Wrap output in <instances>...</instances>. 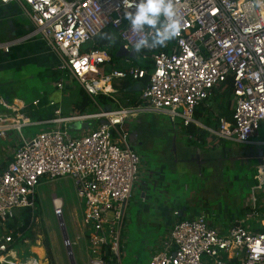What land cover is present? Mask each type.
Instances as JSON below:
<instances>
[{"label": "built area", "instance_id": "2783aa9c", "mask_svg": "<svg viewBox=\"0 0 264 264\" xmlns=\"http://www.w3.org/2000/svg\"><path fill=\"white\" fill-rule=\"evenodd\" d=\"M0 3L16 4L32 24L28 35L1 42L0 50L8 54L23 39L38 36L57 60L56 69L66 73L54 82L55 87L78 85L97 109L64 115L57 102L49 101L52 116L32 122L23 100L4 105L0 137L15 131L19 142L9 164L0 169V264L27 260L16 263L13 255L16 242L27 244L21 227L14 223L16 212L28 211L33 221L37 187L63 176L74 180L83 202L81 233L89 264H122L121 234L140 162L129 140L127 125L132 118L159 114L173 128L187 131L195 125L215 141L239 144L251 143L264 125V0H173L181 30L160 48L150 44L138 52L135 43L148 33L133 31L124 19L126 0ZM103 33L121 43L127 53L124 68L101 73L100 66L110 62L111 47L108 41L97 44ZM126 79L139 87L132 104L123 103L116 87ZM227 82L235 100L231 119L218 117L215 128L200 125L195 110ZM100 95L105 104L98 100ZM95 120L105 123L94 126ZM41 123L48 127L30 137L23 135V127ZM75 123L82 127L72 129ZM187 138L197 139L189 132ZM261 169L255 178L264 185ZM52 206L55 216L62 219V201L53 196ZM247 216L254 218L256 213ZM147 264H264V230L252 229L239 219L225 229L212 225L203 212L180 217Z\"/></svg>", "mask_w": 264, "mask_h": 264}, {"label": "rangeland", "instance_id": "374dc122", "mask_svg": "<svg viewBox=\"0 0 264 264\" xmlns=\"http://www.w3.org/2000/svg\"><path fill=\"white\" fill-rule=\"evenodd\" d=\"M108 39L111 46L109 51L115 55L119 45L113 35ZM0 54L5 56L2 51ZM3 61L5 59L0 60V97L17 96L29 106L34 98L45 97L46 102L39 105L42 121L53 110L48 105L51 99L57 102L64 115L72 113V104L80 100L81 89L78 85L74 84V89H56L48 76L39 74L47 67L40 66L42 62L38 57L36 64L32 62L22 68L9 66ZM212 107L217 110L215 102ZM87 111L96 112L97 109L91 105ZM31 121H38L37 117H32ZM99 122L100 120H95L93 125L96 126ZM127 126L130 131L129 140L139 155L140 162L138 180L134 185L121 234L122 264H147L151 255L161 248L159 242L166 235L167 229L163 227L162 221L167 214L173 217L172 211L179 202L173 199L175 196L190 197L195 205L193 212L202 208L208 213L210 220L228 225L230 221L243 218L245 205L255 203L264 194V186L258 185L253 177L259 164V153L264 154V144L261 148H252L233 141H221L220 150L214 148L209 150V154L204 153L203 157H209L207 162H200L198 158L194 163H189V159L184 160L180 155L186 150H179L175 145L178 142L185 146L189 144L184 138L178 140L180 129H184L173 128L166 116L145 113L132 118ZM47 127L46 123L34 124L23 127L22 132L25 137H30ZM9 132L10 139L7 141L12 143L17 133ZM258 133L255 139L263 142L264 125ZM193 145L197 146L195 143ZM162 180L167 184L164 185ZM36 192L38 202L34 209L35 219L30 222L31 236H27L29 241L21 250L19 260L38 258L32 253L31 246L39 243L45 251L41 260L47 262L49 256L43 244L47 238L51 244V260L54 264H71L67 246L70 247L74 264H89V253L82 233L78 238L82 227L83 202L77 197L74 180L63 176L47 181L41 183ZM144 193L147 200L143 197ZM53 196L63 203L62 222L68 245L59 225V218L53 213ZM24 211L16 212L18 225L24 223L27 214L30 216L28 211ZM246 223L258 228L257 218Z\"/></svg>", "mask_w": 264, "mask_h": 264}, {"label": "crops", "instance_id": "0c3cea01", "mask_svg": "<svg viewBox=\"0 0 264 264\" xmlns=\"http://www.w3.org/2000/svg\"><path fill=\"white\" fill-rule=\"evenodd\" d=\"M31 30H32V24L23 16V13L20 11L19 7L16 4L13 3V4L4 5V4L0 3V43L5 42V41H9V40H13V39L23 38L24 36L28 35ZM98 38H97V44H98ZM105 38H106V36H105ZM109 52H110V59L112 57H115L116 63L124 68V66H125L124 58L127 55V53L123 49H121L120 47H119V49L115 55L112 54L111 50ZM37 53H40V54H37ZM6 57H8V58H6ZM9 57H10V59H9ZM36 57H38L39 61L42 62V64L40 66H44V67L51 68V69H56L57 60H55L54 56L48 51V49L46 48V46L44 45V43L40 40V38L38 36L29 38V39H23V41L21 43L16 44L15 46L11 47V51L8 53L7 56L0 54V60L5 59V61H3V62H6L7 64H9V66L16 65L17 67L19 66V68H22L23 65L31 64L32 62H34L36 64ZM110 65L111 64H107V65H105V67L109 68ZM51 82H53V81H51ZM74 88L75 87H72L71 89H74ZM13 99L23 100L22 98L17 97V96H13L12 98L0 97V113H2L3 111L6 110L4 105L8 102L10 103ZM35 99H38V98H34L33 100H35ZM42 100H45V97H42L39 100V103L37 105H35V106L31 105L25 109V112L27 113V115L29 117L32 118L31 112H34V111H36V112L38 111L39 115H41L39 112V105H41L40 101H42ZM49 101H55V100L51 99ZM45 102H46V100H45ZM60 106H61V102H60ZM135 118H137V117H135ZM199 124L204 126V127H207V128H215V126H216L215 125L214 127H208V126H205L200 121H199ZM215 124H217V121H215ZM175 129L177 130L180 128H175ZM128 130H129V128H128ZM180 131L181 132L178 135V140H180L181 138L183 140V138H184L189 143L188 138H187L188 132L186 130H181V129H180ZM9 133H7L5 137H0V169L5 168L9 164V162L12 159V153H13L16 145L19 142V135L16 134L14 137V142L9 143L7 141L10 139ZM205 133H206V135H209V133L207 131H205ZM258 134L259 133H257V135L255 137H258ZM209 136H211V135H209ZM255 137H253V139L251 140V143L242 144V145H244L246 147H252V148H259V147L261 148V145L264 144V141L263 142H257ZM191 141H192V143L196 142L197 144L196 143L195 144L197 146H194L191 142L189 144H186L187 146H185V145H182L181 142L176 143V139H175V143H176L175 145H177L179 150H182V149L186 150L185 153L179 152L182 159H184V160L189 159V163L190 162L194 163L195 159L197 160L198 158H200L199 159L200 162H207L209 157L207 159V157L205 158V156L203 157V155H204V153L209 154V150H212V149L210 147L206 148L204 146H198V143H200V142H197L194 140H191ZM213 142L217 143L218 141H215L214 138L212 137L211 143H213ZM220 147H221V141H219L214 148L220 150ZM191 148H193V149H191ZM191 154H192V156L190 157ZM224 155L226 156V152L224 153ZM244 156H246V155L244 154ZM260 167H262L264 169V154L263 153H259V164L257 165V171H256L255 175L253 176L254 179L256 180L257 184L261 186L262 184H259V181L255 178V176L258 173V169ZM263 169H261L262 170L261 174L264 176ZM45 182H47V181H45ZM45 182H43V183H45ZM163 182H164V185L167 184L166 181L162 180V183ZM143 186H144V184H143ZM143 197H145V199H146L145 193H144ZM173 199L174 200L177 199L179 202H177V204H176L177 207L175 209H173V211H172L173 217H170L169 214H167L166 219H163V221H162L163 227H167L166 233L170 229L172 223L180 217L181 218L193 217V216H196L197 214L203 212L206 214L207 218L209 219L208 213L205 210H203L202 208H199L196 212L192 211V208H194L195 205H194V203H192V200H190L191 199L190 197L183 196L181 198L180 196L179 197L175 196V198H173ZM165 205H166V203H165ZM175 211L179 212V216L174 215ZM253 212L256 213V216H254V218L258 219V226H257L258 228H256V227L253 228L252 225L246 223L248 220L253 219V218H248V216H247L248 214L253 213ZM82 215H83V213H82ZM243 215H245V216H242L243 218H240L239 220H244L245 225H248L252 229H258V230H259V227H264V225H262V222H261L262 220H264L263 195L261 197H259L255 203H252V202L247 203V205H245V207H244ZM209 222L212 225H215V224L221 225L225 229H228V227L232 223V221H230L228 225H224L222 223H217L216 221L214 222L210 219H209ZM26 230L29 231L30 227H27ZM80 230H82V228L79 229V231ZM80 235H81V232H80L79 236ZM161 238L162 237H160V239ZM23 240H27V243L29 241L27 239V236H25V233L23 234ZM23 242L24 241L16 242L14 244L13 249H15V253L13 255H14L16 263H21V262H24V260H25V259L22 261L19 260V254H20L21 250L26 246V244H24ZM159 243H161V242H159ZM36 246L41 247V245L38 243L36 245L31 246V251ZM32 253L36 254L34 252H32ZM40 259H42V258H40ZM34 264H37V259L34 261Z\"/></svg>", "mask_w": 264, "mask_h": 264}, {"label": "trees", "instance_id": "16d2710c", "mask_svg": "<svg viewBox=\"0 0 264 264\" xmlns=\"http://www.w3.org/2000/svg\"><path fill=\"white\" fill-rule=\"evenodd\" d=\"M108 40L109 39L105 38V34L103 33L98 38V44L102 46V44ZM115 41L120 47L121 43L118 40H115ZM115 60H116L115 57H112L110 59L109 64L111 65L109 68H106L105 65L100 66L101 73H107L114 69L123 68L122 66L117 64ZM39 74H44L48 76L50 78V81H53V82H57L61 77H64L66 75V73L60 69H51V68H45L43 71H40ZM134 84H135V81L131 79H126L119 85L118 84L116 85V87L119 90V98L123 101L124 104H132L137 100L139 91L133 90L135 89ZM98 100L102 102L103 104L106 103L105 98L102 95L98 97ZM213 102L216 103L217 110H213V107H212ZM234 102L235 100L233 96V89L231 87V83L227 82L226 84L219 86L218 88L213 90V94L210 97V99H208L206 103L197 107V109L195 110L194 117L198 122L200 121L205 126L214 127L216 125L215 121H217V118L220 116H224L226 119H231V113H232V109L234 106ZM44 103L45 101L43 102L40 101L41 105ZM90 105H91V99L88 97V95L83 90H80V100L74 103L71 109L73 113L80 114V113L85 112L90 107ZM31 116L37 117L38 121L43 120L41 118V115H39L38 111L31 112ZM51 116H52V112L48 113V117L46 119L50 118ZM187 132H189L191 135L197 138L195 141L200 142L198 143V146H204L206 148L210 147L211 149H213L219 142L218 141L217 143L215 142L211 143L212 137L209 135H206L203 129L198 128L195 125H190L187 128ZM188 141L189 143L190 142L192 143L190 139H188ZM24 212L26 213L27 211H24ZM177 216H179V212ZM14 223L18 224V221L15 220ZM14 223H12L11 226H13ZM18 227H21V230L25 233V236H31V231L26 230L27 227H30V217L28 214L25 216L24 223H22ZM259 230H264V227L259 228ZM43 244L49 256L48 258L49 264H54V262L51 260V245L49 241L47 240V238L45 239Z\"/></svg>", "mask_w": 264, "mask_h": 264}, {"label": "clouds", "instance_id": "9594fccd", "mask_svg": "<svg viewBox=\"0 0 264 264\" xmlns=\"http://www.w3.org/2000/svg\"><path fill=\"white\" fill-rule=\"evenodd\" d=\"M124 19L137 33L148 34L138 39L134 51L151 44H164L181 30L173 0H126Z\"/></svg>", "mask_w": 264, "mask_h": 264}, {"label": "water", "instance_id": "95a60500", "mask_svg": "<svg viewBox=\"0 0 264 264\" xmlns=\"http://www.w3.org/2000/svg\"><path fill=\"white\" fill-rule=\"evenodd\" d=\"M150 44H151V42H150ZM151 45H154L157 48H160L162 46V44H151ZM5 55L7 56L8 54H5ZM130 55L132 56V54H130ZM133 90L138 91L139 90V87L138 86H135V89H133ZM100 122L101 123H105L104 120H101ZM89 124H90V122H88L86 124H83V125H89ZM81 127H82V125L80 123H75V124L71 125V128L72 129H75V130L80 129ZM59 225H60V227H62V231H63V235H64V240L67 242L68 241V238H67L66 232H65V230L63 228L64 226H63L62 219H59ZM67 253L69 255V259L71 261V264H74L73 257H72L71 250H70V247L69 246H67ZM46 263L49 264L48 261Z\"/></svg>", "mask_w": 264, "mask_h": 264}, {"label": "bare ground", "instance_id": "6f19581e", "mask_svg": "<svg viewBox=\"0 0 264 264\" xmlns=\"http://www.w3.org/2000/svg\"><path fill=\"white\" fill-rule=\"evenodd\" d=\"M59 201V199H58ZM38 244V243H37ZM32 252L36 253V255L38 256L37 259V264H47L46 261L44 262L43 260H41L40 258H43L44 257V247L41 246V247H34L32 249ZM34 259L33 258H28L24 264H34Z\"/></svg>", "mask_w": 264, "mask_h": 264}]
</instances>
